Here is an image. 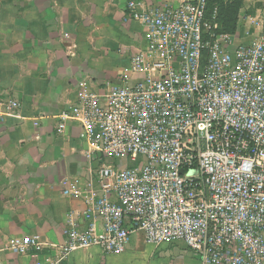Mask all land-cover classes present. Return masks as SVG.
<instances>
[{"label":"built area","instance_id":"2783aa9c","mask_svg":"<svg viewBox=\"0 0 264 264\" xmlns=\"http://www.w3.org/2000/svg\"><path fill=\"white\" fill-rule=\"evenodd\" d=\"M206 4L129 0L144 30L128 71L138 76L84 91L56 116L60 133L78 123L87 158L112 162L90 186L69 189L101 227L71 220L47 264L93 247L121 254L137 232L147 245L181 242L198 264H264V33L235 44ZM38 244L13 240L9 248Z\"/></svg>","mask_w":264,"mask_h":264},{"label":"crops","instance_id":"0c3cea01","mask_svg":"<svg viewBox=\"0 0 264 264\" xmlns=\"http://www.w3.org/2000/svg\"><path fill=\"white\" fill-rule=\"evenodd\" d=\"M128 1L0 0V264H47L65 242L71 220L80 228L92 221L98 229L102 225L69 192L71 184L90 186L96 175L88 169L79 125L68 121L60 133L56 116L84 91L122 86L125 74L138 76L128 71L145 46L144 30L130 18ZM138 1L149 6L174 0ZM262 33L264 0H243L233 43L250 44ZM32 238L40 244L28 252L9 248L13 240ZM142 243L147 249L137 232L124 252ZM151 246L176 254L184 247ZM111 255L96 247L79 249L63 264H128L113 262Z\"/></svg>","mask_w":264,"mask_h":264},{"label":"rangeland","instance_id":"374dc122","mask_svg":"<svg viewBox=\"0 0 264 264\" xmlns=\"http://www.w3.org/2000/svg\"><path fill=\"white\" fill-rule=\"evenodd\" d=\"M222 2L224 1L222 0ZM222 4L223 3L214 4L218 7V11H219V17L218 20L216 19V23L218 25V30H220L222 33L230 35L229 31L233 24H232L231 16L230 17L227 16L226 11L229 12L232 9L229 8L226 10V8ZM112 86H107V87L104 86L100 90H96V89L93 90H95V92H101V90L107 89ZM84 155L87 158V150L85 151ZM111 162L112 160L110 158L102 157L98 159L97 156H92L88 161V169L91 170V173H94L98 171V169L101 167L102 164L104 163L109 164ZM115 163H118L120 167H128L134 164L131 161H126V162L115 161ZM140 246L142 247L133 249L131 251L123 252L119 255H111L108 257L112 259L113 262L125 260L128 261V264H194L193 261H190L191 256H187L188 255L187 252L190 253V251L184 245H183L184 247H182L181 249V251L183 252L181 253L178 252L177 254L170 250H166V251H163V249L153 250L151 245H147V249H146V245H144L143 243ZM171 248L172 250H176L177 247L173 245ZM193 258L195 259L196 257Z\"/></svg>","mask_w":264,"mask_h":264},{"label":"trees","instance_id":"16d2710c","mask_svg":"<svg viewBox=\"0 0 264 264\" xmlns=\"http://www.w3.org/2000/svg\"><path fill=\"white\" fill-rule=\"evenodd\" d=\"M224 2H222V0H206L207 4H206V8H207V15L210 17L214 12H215V17L218 20L219 17V11H218V7L214 4L216 3H223L222 5L227 9L231 8L232 10H230L229 12L226 11V15L227 16H231V20H232V26L230 29V34H233L236 30V25H237V18H238V13H239V9L242 6L243 0H223ZM256 8L260 7V3L256 4L255 6ZM250 13L254 12V8L249 11ZM220 31V30H219Z\"/></svg>","mask_w":264,"mask_h":264}]
</instances>
